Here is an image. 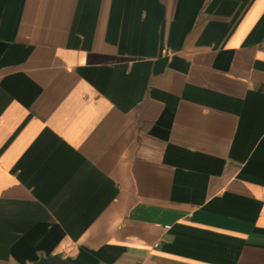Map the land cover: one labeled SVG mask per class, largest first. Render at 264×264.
<instances>
[{
	"label": "crops",
	"instance_id": "1",
	"mask_svg": "<svg viewBox=\"0 0 264 264\" xmlns=\"http://www.w3.org/2000/svg\"><path fill=\"white\" fill-rule=\"evenodd\" d=\"M0 264H264V0H0Z\"/></svg>",
	"mask_w": 264,
	"mask_h": 264
}]
</instances>
